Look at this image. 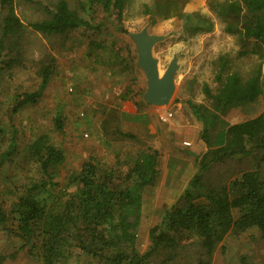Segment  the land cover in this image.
<instances>
[{"label":"trees","instance_id":"obj_1","mask_svg":"<svg viewBox=\"0 0 264 264\" xmlns=\"http://www.w3.org/2000/svg\"><path fill=\"white\" fill-rule=\"evenodd\" d=\"M127 1L76 0L74 7L68 0L37 2L44 16L29 25L45 36L61 37L80 27L95 28L94 19L99 10L121 26ZM16 3L17 0H0V69L3 70L23 65L25 23L16 13ZM176 5V0H167L159 2L153 10L171 17ZM209 5L220 18H232L229 31L239 33L242 40L254 39L264 44V0H209ZM177 13L178 17H186V26L194 32L210 31L214 27L211 19L197 18L193 24L194 14ZM36 64L41 78L39 86L10 93L5 118L0 117V171L21 156L31 161L41 174L30 178L25 175L21 183H15L9 190L14 196L9 212L0 207V224L15 221L17 229L9 233L22 242L21 249L30 245V251L42 264H58L83 255L92 257L97 264H148L160 252L164 257L159 264H175L194 242L200 249L195 264H211L219 244L226 249L223 242L228 236L255 229L264 238V111L228 125L222 130L223 138L217 146L212 145L210 138L211 125L215 126L222 114L234 107H247L263 94L262 65L248 73L230 71L229 60L223 57L215 77L217 92L205 86L213 107L187 101L194 116L203 123L201 137L208 149L197 157L198 171L178 202L162 210L149 232L151 245L141 252L136 238L143 191L157 178L158 152L151 147L128 149L122 158L121 154H115L117 158L111 165L90 158L70 174L74 188L69 191L57 180L65 153L49 133L34 136L25 151L18 143L20 132L15 116L41 101L58 65L51 53ZM2 105L3 99L0 114ZM55 125L64 132L60 116L55 118ZM253 153L258 154L257 159L239 177L227 182L204 181V173L213 164ZM5 258L0 254V264H4ZM248 258L242 256V264H251Z\"/></svg>","mask_w":264,"mask_h":264},{"label":"rangeland","instance_id":"obj_2","mask_svg":"<svg viewBox=\"0 0 264 264\" xmlns=\"http://www.w3.org/2000/svg\"><path fill=\"white\" fill-rule=\"evenodd\" d=\"M68 1L73 7L77 3L76 0ZM176 1V9L171 17H167L164 12L153 10L158 8L159 2L165 3L167 0H128L121 26L114 22V18H107L98 10L95 21L93 20L95 28L80 27L60 37L45 36L29 25V22L44 16L37 2L45 3L46 0H17L16 13L25 23L22 30L25 52L23 65L17 64L12 70L0 69V100L3 99L0 117L5 118L9 94L36 89L41 80L36 61L48 53L55 55L58 65L41 101L16 115L14 122L19 128L17 139L22 150L25 151L34 136L45 132L62 147L66 158L58 167L57 180L66 185L69 191L74 188L69 179L70 174L79 170L90 158H96L104 165H111L117 158L115 154H121L122 158L128 149L132 151L135 148L151 147L158 152L157 178L153 185L147 186L143 191L136 238L137 248L141 252L149 249V232L157 224L162 210L178 202L199 168L196 154L201 156L203 151L198 154L192 151V147L205 143L201 137L203 124L194 116L187 101L213 107V99L207 96L205 86L208 85L214 93L217 92L215 77L223 57L228 58L230 71L248 73L262 65L264 79L262 42L242 40L239 33L229 31L232 18H220L210 7L209 0ZM180 11L194 14L193 24L197 18L211 19L213 29L198 32L190 30L186 26V17H178L177 12ZM88 20L91 21L90 16ZM144 27L150 33L165 35V39L156 43L153 48L154 56L159 59L161 75L173 57L178 58L175 93L169 104L162 105L170 107L175 115L171 121L168 118L163 120L159 112L162 121L156 120L153 123L155 131H151L149 122H145L142 134H122L129 130L122 126L120 116L105 118L107 115H99L98 111L103 113L109 103L124 101L131 94V97H137L139 108L146 103L147 77L138 66V50L131 37V33L139 32ZM125 91L128 95L121 98ZM103 95L108 96V103L100 100L99 96ZM262 111L264 90L247 107L231 108L221 115L215 126L211 125L212 145L220 143L223 138L222 130L228 125L252 118ZM57 116L64 121V132L59 131L55 125ZM165 116L168 117L167 114ZM125 117L135 119L132 115ZM190 144L192 147L188 148ZM257 156L258 154L253 153L213 164L204 173L203 179L205 182L217 183L239 177L244 170L251 168ZM25 175L27 178L41 177L32 162L21 156L0 171V207L4 212H9L13 205L14 196L9 190L16 186L15 183H21ZM15 229L17 225L12 219L0 224V254L6 256L4 264H42L30 251V245L20 248L22 242L9 233ZM223 245L226 249L223 250L219 244L211 264H242V256L249 257L251 264H264V238L255 229L238 236H228ZM198 248L193 242L186 252L180 254L175 264H195L194 260L200 252ZM163 257L164 253H156L148 264H159ZM58 264H97V261L83 255L70 257Z\"/></svg>","mask_w":264,"mask_h":264},{"label":"water","instance_id":"obj_3","mask_svg":"<svg viewBox=\"0 0 264 264\" xmlns=\"http://www.w3.org/2000/svg\"><path fill=\"white\" fill-rule=\"evenodd\" d=\"M131 37L138 50V66L147 77L146 101L156 106L169 104L176 90L175 76L179 68L177 56L173 57L161 75L159 59L154 56L153 48L165 39V35L150 33L144 27L139 32L131 33Z\"/></svg>","mask_w":264,"mask_h":264},{"label":"crops","instance_id":"obj_4","mask_svg":"<svg viewBox=\"0 0 264 264\" xmlns=\"http://www.w3.org/2000/svg\"><path fill=\"white\" fill-rule=\"evenodd\" d=\"M126 92L127 91L124 92V94L121 96V98H126V96L128 95V94H125ZM131 96H132V94H131ZM131 96L126 98V100H124V101H122V100L118 101L119 103H116V102L109 103L108 107L103 110V113L98 111L99 115H107L105 118H108V117L111 118L112 115L120 116L121 119H119V120H120V122L122 121L121 122L122 126L126 127L129 130L127 132L124 131V133H122V134H132V135L142 134V132L144 130L145 122H147V123L149 122L148 127L151 128V131L152 130L155 131V129H154L155 123L154 122L156 120L162 121L160 118L159 112H161V114H163V115L167 114L169 121H171L174 118L173 116L175 114L172 111H170V109H169L170 107L156 106V105H153V104L146 101V103L142 104L141 108H139V106H138L139 101H138L137 97H131ZM99 97H100V100L102 102L107 101V103H108V96L105 97L103 95V97H101V96H99ZM116 104H118V106ZM145 104H147V105H145ZM140 114H146V115H140ZM129 115L130 116L132 115V117L135 116V119L125 117V116H129ZM176 115H177V113H176ZM138 116H146V118L141 119V118H138ZM147 116H148V118H147ZM202 128H203V126H202ZM204 142H205V140H204ZM195 146H196V144L193 147H192V144H190L188 148L192 147V151L196 152L198 154H200V152H202V151H203L202 153H205L206 150L208 149V145L206 142L205 143H203V142L198 143V145L196 147ZM213 146H215V145H213ZM189 152L191 154H193V152H191V150ZM196 157H199V155L196 154Z\"/></svg>","mask_w":264,"mask_h":264},{"label":"built area","instance_id":"obj_5","mask_svg":"<svg viewBox=\"0 0 264 264\" xmlns=\"http://www.w3.org/2000/svg\"><path fill=\"white\" fill-rule=\"evenodd\" d=\"M161 118H162L163 120H167L168 117L162 114V115H161Z\"/></svg>","mask_w":264,"mask_h":264}]
</instances>
